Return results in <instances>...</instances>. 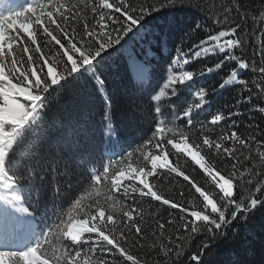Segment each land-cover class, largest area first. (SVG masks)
I'll return each mask as SVG.
<instances>
[{
  "label": "snow or ice",
  "instance_id": "1",
  "mask_svg": "<svg viewBox=\"0 0 264 264\" xmlns=\"http://www.w3.org/2000/svg\"><path fill=\"white\" fill-rule=\"evenodd\" d=\"M3 2L4 0H0V3ZM177 5L185 6L184 0H143L142 4L137 5L130 0H90L85 8L90 7L95 24L90 27L85 23L82 33L75 26L71 32L68 31L69 13H72L71 19L81 15L80 12H73L77 5L70 0H33L32 5L21 12L0 16V264H81V259L83 264H95L93 258L97 251L110 254L113 258L111 264H120L116 259L117 255L131 264H141L126 246L139 244L143 247L142 242L147 238L145 229L135 219H143L144 209L138 205L148 203L144 198L158 201L160 206H167L168 209H178L176 213L168 212L169 217L175 216L182 222L175 230V243L173 237L168 236V246L161 247L160 251L165 257L171 258L174 255L179 261L184 255L183 241H192L201 232L215 239L226 226L233 224L241 216L246 219L245 214L255 210L258 205L264 206V201L257 196L264 192V183L247 195L240 193L237 196L234 192V189L253 183L251 179L245 178L246 171L251 175L252 169L238 168L240 157L245 160L252 157L250 154L245 155L242 150L238 157L235 154L236 148L229 147L225 142H232L233 145L239 143L251 153L249 141L235 130L230 133L221 132L215 138L209 135L215 133V126L225 119L223 113L211 115L210 119L200 124L199 132L196 131L193 125V108L200 110L206 103L203 91L196 93L199 102L182 113L166 114L164 106L157 103L153 117L155 125L148 137L134 151L121 154L119 160L110 159L103 166L102 172L92 174V191L82 190L72 201L76 217L70 215L66 224L61 221L64 228L60 232L71 242L64 245L65 254L49 253L46 246L51 244L49 236L53 230L50 228L49 232L43 234L38 232L32 220V211L22 202L19 185L21 176L9 170V166L18 161L10 158L18 155L17 148L30 139L38 121L43 120L48 97L53 92H60L94 76V69L105 59L110 49H115L117 45L124 48L129 41L140 35L145 27L146 17ZM188 6L191 7V4ZM231 11L232 9L225 8L223 18L217 17L214 22L217 25H228L231 22L228 13ZM21 17L24 19L21 20ZM255 19L253 16V20ZM260 19L264 20V11L260 13ZM238 28L239 25L223 27L217 34H210L206 40L189 49L192 54L190 58L181 52L183 59L178 57L173 61L174 68H169L168 79L163 88L171 89L173 96L180 91L177 84L184 86L187 91L192 87L188 82L194 84L197 77L219 70L225 62L230 61L235 62V70L219 87L223 89L231 84L248 87L247 81L239 76L241 70L249 69V62L234 51L244 44L237 35ZM21 32L27 35V40L23 39ZM40 35L44 38L43 45L37 39ZM13 42L17 46L23 45V54L27 55V60L24 55L18 54V48L13 47ZM32 45H36L35 49ZM217 52L224 56L214 68L208 67L206 71L199 72L186 69L191 60ZM261 57L264 58V52H261ZM130 67L133 81L143 83L148 79L149 73L142 62L133 59ZM175 69H179V72H175ZM251 70H258L261 77H264V65L257 69L253 64ZM95 79L102 87L104 81L99 77ZM257 88L264 93V86L258 84ZM166 95L168 93L161 90L153 98L160 102ZM19 97L23 99H18ZM260 111L264 112V108ZM169 115L171 119L168 118ZM105 119H108L107 113ZM178 120L184 122L177 124ZM109 129L111 130L110 123ZM194 136L199 139H193ZM169 145L175 150L174 153L168 148ZM153 148L156 150L153 151ZM179 153L190 157L199 166L207 178L206 183L210 182L214 186L211 191L183 170L179 163L180 157L176 155ZM209 153L223 160L225 166L230 163V173L218 168L210 159ZM137 154V159H133ZM170 156H175V161H170ZM259 159L264 161V151L259 152ZM165 168L177 177H182L198 194V197L187 198L188 194L180 192L188 207L185 206V199H169L150 180L159 175L158 169ZM30 170V166L25 169L26 172ZM99 184H103V189L97 187ZM121 192L125 199H132L131 205H126L114 195ZM101 194L104 197L102 200L93 199V195L99 197ZM176 222V219L171 218L166 223L158 222L159 236L163 238L166 228ZM56 227L60 228V225ZM85 233H94L95 238L90 236L82 240ZM152 235L156 233L153 232ZM32 240L34 243L30 242L27 246L14 247L22 241ZM82 243L89 246L87 251L78 247ZM150 247L155 248V243ZM202 247L206 249L208 244L204 243ZM190 260L202 264L199 253L192 254ZM99 264L109 262L102 259Z\"/></svg>",
  "mask_w": 264,
  "mask_h": 264
},
{
  "label": "trees",
  "instance_id": "2",
  "mask_svg": "<svg viewBox=\"0 0 264 264\" xmlns=\"http://www.w3.org/2000/svg\"><path fill=\"white\" fill-rule=\"evenodd\" d=\"M32 2L33 0L15 11L0 12V16L21 12L31 6ZM70 2L77 5L73 12H80L81 15L71 19L72 13H69L68 31L71 32L75 26L82 33L85 23L90 27L95 24L90 7L85 8L90 0ZM130 2L137 5L142 4L143 0ZM184 5L166 8L146 17L145 27L140 35L129 41L124 48L117 45L115 49H110L105 59L94 69V76L60 92H53L45 102L43 120L38 121L30 139L17 148L18 155L10 158L18 161L10 165L9 170L21 176V199L32 211V220L37 231L43 234L49 232L50 228L53 230L49 236L51 244L46 246L50 254H65L64 245L71 243L62 235L60 229L64 228L70 215H77L76 209L72 207L73 199L82 190L92 191V174L102 172L103 166L110 159L119 160L121 154L134 151L148 137L155 125L153 117L157 103L164 106L163 111L166 114L182 113L199 102L196 93L203 91L206 103L200 110L193 108V125L196 131L199 132L200 124L210 119L211 115L223 113L225 119L215 126V133L209 135L215 138L221 132L230 133L235 130L250 144L251 153L239 143L233 145L232 142H225L229 147L236 148L235 154L238 157L241 150L252 157L250 160L240 157L238 168H251L252 174L249 175L246 171L245 178L251 179L253 183L234 189L235 194L247 195L264 183V161L259 159V152L264 151V112L260 111L264 108V93L257 88L258 84L264 86V77H261L258 70H251L253 64L257 69L264 65V58L261 57V52H264V20L260 19V13L264 11V0H184ZM225 8L232 9L228 13L231 22L228 25H217L214 21L217 17L223 18ZM115 15L119 16V13ZM253 16L256 17L255 20ZM236 25H239L237 35L244 44L234 51L250 65L247 71L241 70L239 78L247 81L248 87L243 84H231L223 89L219 87L235 70V62L230 61L225 62L219 70L197 77L194 84L188 82L192 87L187 91L184 86L177 84L180 91L173 96L171 89L163 88L168 79L169 68H174L173 61L178 57L183 59L181 52L190 58L192 54L189 49L193 45L200 44L210 34H217L223 27ZM20 35L24 40L28 39L23 32ZM37 39L43 45V36L40 35ZM13 47L18 48V54L24 55L23 45L17 46L13 42ZM35 47L36 45H32L33 49ZM35 55L39 56L38 53ZM223 56L224 54L218 52L210 53L191 60L186 69L194 72L206 71L208 67L214 68ZM24 59L27 60V55H24ZM133 59L142 62L149 73L148 79L143 83L132 79L130 64ZM175 72L178 73L179 69H175ZM95 77L104 81L102 87ZM161 90L168 95L157 102L153 97L159 95ZM106 113L108 119H105ZM168 118L171 119V115ZM183 122L178 120L177 124ZM193 139L198 140L199 137L194 136ZM168 148L175 152L170 145ZM176 155L180 157L179 163L188 175L209 191L214 188L210 182L206 183L207 178L190 157H185L183 153ZM208 155L218 168L230 173V163L225 166L220 158L211 156L210 153ZM137 157L138 154L133 159ZM175 159V156H170V161ZM29 166L31 170L26 172L25 169ZM158 173V176L151 177L150 180L169 199H185L180 196L181 191L188 194L187 198L198 197L182 177H177L167 168L158 169ZM97 187L103 189V184ZM215 191L218 192V189ZM114 195L126 205L133 203L130 197L125 199L122 192ZM257 196L264 201V192ZM96 198L102 200L104 197L103 194L99 197L93 195V199ZM137 199L140 198L137 196ZM144 199L148 203L138 205L144 209L143 219H135L145 229L147 238L142 242L143 247L139 244L126 246L141 264H196L190 260V256L197 253L201 256L202 264H264V206L258 205L255 210L245 214L246 219L241 216L233 224L226 226L215 239L201 232L194 240L183 241L184 255L177 261L174 255L171 258L165 257L160 248L168 246V236H172L175 243V230L182 222L175 216L169 217L168 212L176 213L178 209H168L167 206H160L158 201ZM185 206L188 207L186 199ZM170 218L177 222L167 227L164 237L161 238L158 222L166 223ZM62 220L64 224H61ZM153 232L156 235H152ZM90 236L95 238L94 233H85L82 240ZM30 242L34 243V240L20 243L24 247ZM153 243L155 248L150 247ZM204 243L208 244L206 249L202 247ZM78 247L87 251L89 246L82 243ZM93 259L95 264H99L102 259L111 264L113 258L110 254L97 251ZM116 259L120 264H131L118 255Z\"/></svg>",
  "mask_w": 264,
  "mask_h": 264
}]
</instances>
